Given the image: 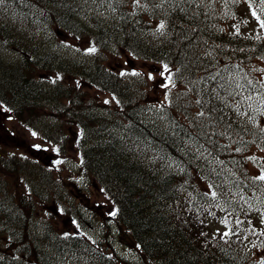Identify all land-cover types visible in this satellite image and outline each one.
<instances>
[{"label": "trees", "instance_id": "trees-1", "mask_svg": "<svg viewBox=\"0 0 264 264\" xmlns=\"http://www.w3.org/2000/svg\"><path fill=\"white\" fill-rule=\"evenodd\" d=\"M5 2L0 43L20 51L12 52L16 60L0 58V103L48 145L57 146L51 129L65 137L57 154L80 159L84 176L107 197L119 243L145 259L143 264H264L263 251L255 250L264 241V181L256 179L264 175V27L261 35H242L239 27L244 12L261 25L264 0ZM242 4L246 11L239 10ZM139 7L164 21L167 32L160 41L136 36L128 22ZM110 8L118 26L94 17ZM56 33L69 37L78 48L67 46L76 52L87 53L88 41L105 42L164 65L176 99L169 95L151 110L135 94L136 79H121L106 55L86 54L79 67L56 64L53 53L34 54L50 40L59 43ZM41 72L57 74L52 85L39 79ZM76 80L89 90L117 94L124 101L120 111L102 101L93 106ZM99 111L110 118L96 120ZM31 113H50L53 125L35 127ZM4 160L0 264H121L109 247L103 250L80 230L62 235L53 222L39 219V204L45 203L55 207V219L74 215L83 223L81 199L71 205L70 193H61L58 180L68 178L58 168L37 165L24 154L1 153ZM237 222L241 233L233 228Z\"/></svg>", "mask_w": 264, "mask_h": 264}, {"label": "rangeland", "instance_id": "rangeland-1", "mask_svg": "<svg viewBox=\"0 0 264 264\" xmlns=\"http://www.w3.org/2000/svg\"><path fill=\"white\" fill-rule=\"evenodd\" d=\"M7 3L5 2V0H3L2 3H0V20L1 21H7V17H8V9L6 8ZM105 13H102L101 15L103 16ZM111 14V13H110ZM112 15V14H111ZM94 17L99 18L100 17V12L95 13ZM111 18H113V16H111ZM256 27V26H254ZM40 41L43 40V38L39 39ZM45 40V39H44ZM69 44H72L73 42H71L70 40L67 42ZM217 44H214V47L216 48ZM214 48V49H215ZM62 55L68 56L66 59L62 60V63H70V56L69 54L64 51L61 50ZM60 52V53H61ZM11 51L8 50H1L0 54L4 57L7 58L11 55ZM207 54H211L210 52H206ZM57 61L60 60V58H55ZM142 62V61H141ZM140 61H138L137 63L134 62H129L128 59L126 58H115L110 62V66L113 68L117 67V63H120L123 67L124 70H131L132 68L136 69L138 71V75L141 78L139 80V83H144L143 87H145L146 89H144L143 91H141L144 94L138 95L137 96L143 98L146 102L150 103L152 102V100L155 99H159V101H161L162 103L166 104L165 101L169 100V95H170V99H176L177 95H174L175 93H177V90L175 89H169V85L166 81V77L168 75V70L160 65L154 64V65H150L151 63H146L143 64ZM56 64H59V62H55ZM160 71H162V73H160ZM144 78V81L143 79ZM84 92H81L82 94H85V99L88 100L90 98L93 97V95H95L94 92L89 91L88 89H83ZM146 98V99H145ZM152 105V104H151ZM154 106V105H152ZM80 108H82V106H80ZM4 110L0 107V125H1V129H3L4 131H9L10 134L15 138V141H13L10 137H6L8 139V142H5L6 145L2 146L1 148L3 151L8 152L9 149L6 148V146L10 145V144H15L17 142V144L13 145L17 148V151L20 149H33V148H44L45 149V145L42 144L40 142L39 139H37L36 137H34L33 135H31L29 132L25 131L23 128H21L20 126H18L15 122H13L12 120L6 119V117L1 114ZM78 111V110H76ZM46 115L51 117L50 113H47ZM30 119L31 122L34 123V125L38 124L39 121H42L43 123L49 125V121L40 115L31 113L30 114ZM2 131L0 130V144H2L3 140H4V136H8L7 134L5 135H1ZM51 136H55V135H51ZM11 148V147H10ZM43 155L46 157V160L48 161V163H51L52 160L47 159V157H49L48 154V150H44ZM196 156H200V154H195ZM62 168L65 167V169H67V171L64 170V168L62 169L63 172L65 171V173L69 174L71 177L74 178L75 181L78 182L79 185L82 186L83 189H85V183H87V178L83 176L82 172H80L76 166V164L73 161H68L66 163L61 164ZM71 185V189H74L72 183H70ZM95 188H93L94 190ZM91 188L89 190L86 189L87 194L89 193L92 196H95L96 193L93 191ZM90 196V195H89ZM87 198V196H86ZM89 205L91 206V209L86 208L87 212L89 213L90 217H87V220L89 222H91V226H95L94 230L97 231V226H99V224L102 222L100 220H97L95 218V215L99 216V212L97 210L100 211V213H102V211H105V206L104 204V200L102 198H97V202H93L92 200H89L87 198ZM97 208H95L94 206ZM94 216V219H92V217ZM102 218L106 220L107 224H106V228L101 227L100 233L99 234H95V232L90 233L87 232L88 237L98 241L100 240L98 237L99 235H103V238L106 236V240L108 242V245H106L104 248H108L111 249L112 251H114L120 258H122L123 260H129V262H131V264H136V261L138 260V254H135L133 251L129 250V249H125L124 247H122L119 243V241L117 240V232L115 230H113V228H111V224L109 222V220L107 219V215H102ZM58 220L60 221V223L63 225V229L64 230H72L71 228V221L69 219L63 218V217H58ZM81 220H83V223L85 222V217L82 218ZM105 222V223H106ZM119 240L121 241V239L119 238ZM130 264V263H129Z\"/></svg>", "mask_w": 264, "mask_h": 264}, {"label": "bare ground", "instance_id": "bare-ground-1", "mask_svg": "<svg viewBox=\"0 0 264 264\" xmlns=\"http://www.w3.org/2000/svg\"><path fill=\"white\" fill-rule=\"evenodd\" d=\"M43 36H45V35H43ZM83 38H86V37H83ZM87 39V38H86ZM89 39H93L92 37H90ZM50 40V39H49ZM95 43V42H94ZM0 45H1V47H0V51L1 50H8V51H11V52H19L20 50H18V49H15V48H12V47H7V45L6 44H4V43H0ZM51 45H53L52 43H51V40H50V42H49V45L48 46H46V47H44V49H40L39 51H37V50H35V51H33L34 52V54H38V53H41V54H48V53H53L54 55H55V58H60V60L59 61H57L56 59H55V61L54 62H59V64L58 65H61V64H64V63H62L61 61L62 60H64V59H66L68 56H65V55H62V52H61V50H64V51H66L68 54H69V56H70V62H72V63H75L77 66H79V67H82V64L84 63V58H86V56L88 55V56H90L91 58H94L95 56H109V57H116V56H118V55H120L122 52H123V49H122V51H121V49H119L118 47H116V46H110V45H108V44H106L105 42H103V43H100V44H96L95 43V45L93 46V47H91L90 49H92V48H94L95 49V51L93 52V51H89L88 50V52L87 53H84V52H76V51H73L72 50V48L70 47V46H67V45H62V46H59V47H56L55 45V47L54 46H51ZM51 46V47H50ZM7 47V48H6ZM100 47H102L101 49H100ZM61 52V53H60ZM87 54V55H86ZM41 56V55H40ZM0 58H2V59H4V57L0 54ZM8 58V57H7ZM34 59H35V61H37V62H39V59L38 58H35L34 57ZM40 61H41V59H40ZM21 62V61H20ZM17 64V63H16ZM160 65V64H159ZM76 83H78V81H76ZM75 86L76 87H78V88H84L85 86H86V84L85 83H83V82H80V83H78V84H75ZM96 88L98 89L99 87L98 86H96ZM79 90V89H78ZM67 97H69V95L68 96H66V98ZM210 98V97H209ZM114 102V101H113ZM112 101H108V103H113ZM119 103L120 102H116V104H118L119 105ZM120 106V105H119ZM53 108H57V107H53ZM149 108L151 109V110H155V108L153 107V106H151L150 104H149ZM61 110L62 111H64L65 110V107L64 106H62L61 107ZM109 119L110 118V116H108V115H105L104 116V113H102L101 111H99L98 113H97V117H96V120H100V119ZM2 152H0V154H1ZM73 161L75 164H76V166H77V168H78V170L80 171V172H82V174H83V176H84V172H83V168H82V164H81V160L80 159H78V158H69V159H67L65 162H63V163H66V162H68V161ZM62 162L61 163H59L56 167L58 168V170L59 171H61V172H63V168H64V170L65 171H67V169H65V167H63L62 168V166H61V164H63ZM4 164H5V160L4 161H2L1 163H0V166H1V168L3 169V166H4ZM64 171V172H65ZM0 175H1V170H0ZM55 176H57V175H54V177ZM85 177V176H84ZM71 178H73V177H71ZM88 181H87V183H85V189H83L82 188V186L81 185H79L78 184V182L77 181H75L74 180V178L72 179V181H69V180H66V179H62V180H58V182L60 183V184H62V186H63V188L64 189H62L61 190V193L62 194H66V193H70V198H71V201H70V204L72 205V204H74V205H78L79 206V204H78V200H77V196H78V192L81 190V189H83L84 190V192H85V194H87V191H86V189L87 190H89L90 188L93 190V188H95L93 191L96 193V195L95 196H92L90 193L88 194V195H86L87 196V198L89 199V200H92L93 202H97V198H102L103 200H104V203L107 201V197L102 193V192H99V190L97 189V186L95 185V181L93 180V179H87ZM58 183V184H59ZM70 183H72V185H73V187H74V189H71V185H70ZM90 195V196H89ZM255 250L256 251H258V252H260L261 251V248H255ZM113 256H115V254H112ZM83 264V263H82Z\"/></svg>", "mask_w": 264, "mask_h": 264}, {"label": "snow or ice", "instance_id": "snow-or-ice-1", "mask_svg": "<svg viewBox=\"0 0 264 264\" xmlns=\"http://www.w3.org/2000/svg\"><path fill=\"white\" fill-rule=\"evenodd\" d=\"M2 2H3V0H0V3H2ZM137 2H138V0H137ZM252 14H253V16H256V13L255 12H253ZM257 19H259V17H257ZM161 27H163V25H161ZM261 27H264V21H261ZM89 51H93L94 52L95 49L92 48V49H89ZM261 71H264V70H261ZM249 83H251V82H249ZM200 115H203V113H200ZM262 150H264V149H262ZM237 151H239V149H237ZM256 179H259L261 181H264V175H260V176L256 177ZM212 195L215 196V193H213Z\"/></svg>", "mask_w": 264, "mask_h": 264}]
</instances>
